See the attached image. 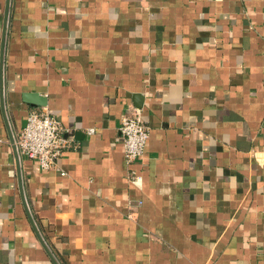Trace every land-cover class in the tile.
Segmentation results:
<instances>
[{"label":"crops","instance_id":"0c3cea01","mask_svg":"<svg viewBox=\"0 0 264 264\" xmlns=\"http://www.w3.org/2000/svg\"><path fill=\"white\" fill-rule=\"evenodd\" d=\"M32 109L67 144L20 176ZM0 264H264V0H0Z\"/></svg>","mask_w":264,"mask_h":264},{"label":"built area","instance_id":"2783aa9c","mask_svg":"<svg viewBox=\"0 0 264 264\" xmlns=\"http://www.w3.org/2000/svg\"><path fill=\"white\" fill-rule=\"evenodd\" d=\"M128 161L140 158L150 136V126L136 111L123 115L119 127ZM61 121L46 109L29 111L25 125L13 134L20 157L36 159L44 169L58 167V161L67 144ZM94 128H89L92 132ZM62 174H65L62 171Z\"/></svg>","mask_w":264,"mask_h":264},{"label":"water","instance_id":"95a60500","mask_svg":"<svg viewBox=\"0 0 264 264\" xmlns=\"http://www.w3.org/2000/svg\"><path fill=\"white\" fill-rule=\"evenodd\" d=\"M28 98V100L29 101H31V102H34V101H36L37 103H39V104H45L46 102H45V98L44 97H40V96H38V94H31V93H29V94H27L26 95ZM13 142H14V138H13ZM14 152H15V156H16V160H17V165H18V172H19V175L21 176V157H20V154H19V152H18V149H17V146H16V144H15V142H14ZM46 246V245H45ZM47 247V246H46ZM48 248V247H47Z\"/></svg>","mask_w":264,"mask_h":264}]
</instances>
